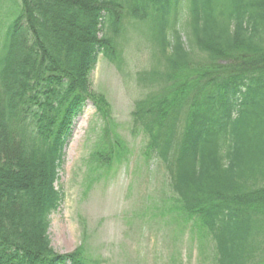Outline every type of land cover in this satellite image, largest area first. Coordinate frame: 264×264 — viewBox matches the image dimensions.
<instances>
[{
	"label": "trees",
	"instance_id": "1",
	"mask_svg": "<svg viewBox=\"0 0 264 264\" xmlns=\"http://www.w3.org/2000/svg\"><path fill=\"white\" fill-rule=\"evenodd\" d=\"M0 23V264H97L85 247L57 252L49 231L89 102L91 161L128 152L93 91L100 56L138 90L131 132L167 173L182 231L212 243L213 264H264V0H0ZM140 24L154 35L134 68Z\"/></svg>",
	"mask_w": 264,
	"mask_h": 264
},
{
	"label": "rangeland",
	"instance_id": "2",
	"mask_svg": "<svg viewBox=\"0 0 264 264\" xmlns=\"http://www.w3.org/2000/svg\"><path fill=\"white\" fill-rule=\"evenodd\" d=\"M128 32L133 67L148 64L153 25L140 24ZM92 80L95 94L108 101L114 132L122 136L128 152L107 166L91 161L102 124L89 102L75 122L60 171L57 188L65 197L50 217L52 247L62 254L85 247L97 264H213L212 243L201 245L190 226L182 231L170 211L174 194L167 173L159 163L147 162L145 141L132 135L138 90L102 56Z\"/></svg>",
	"mask_w": 264,
	"mask_h": 264
}]
</instances>
